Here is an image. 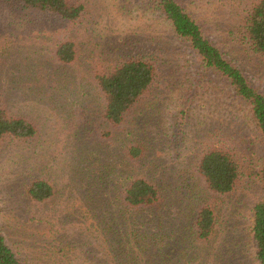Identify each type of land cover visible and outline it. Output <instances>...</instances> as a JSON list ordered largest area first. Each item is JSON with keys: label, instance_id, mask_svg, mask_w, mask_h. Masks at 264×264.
Wrapping results in <instances>:
<instances>
[{"label": "rangeland", "instance_id": "374dc122", "mask_svg": "<svg viewBox=\"0 0 264 264\" xmlns=\"http://www.w3.org/2000/svg\"><path fill=\"white\" fill-rule=\"evenodd\" d=\"M70 1L87 4V12L67 29L54 18L0 1V85L12 93L8 95L16 111L30 106L26 80H80L88 88L104 66L130 57L154 62L157 77L120 128L93 125L91 132L84 127L79 132L82 124L76 126L74 116L79 123L91 120L97 102L86 101V111L81 106L75 111L73 102L65 101L64 114L57 107L36 109V139H9L0 145V229L9 244L25 264H116V239L106 218L118 212L109 197L117 194L122 176L136 169L127 154L138 138L149 143L147 162L154 171L150 177L173 197L164 211L170 223L186 225L187 215L199 203L209 202L225 230L212 246L233 235L237 254L232 256L237 255L238 264H259L249 233L252 209L262 196L260 181L243 178L231 194L214 195L197 169L201 153L214 146H242L257 165L263 163L264 144L248 108L224 87L201 80L188 48L172 37L160 15L142 8L138 0ZM208 1L185 3L203 17L229 60L264 93V58L244 40L234 10L219 11L211 2L206 6ZM11 35L15 36L10 39ZM71 36L79 40L80 56L72 65L54 70L49 62L54 45ZM128 48L139 56L128 54ZM218 118L221 124H215ZM95 130H104L103 135ZM210 130L225 138V144L213 139ZM35 180L51 181L56 196L45 203L32 202L26 193ZM101 186L106 196L97 194Z\"/></svg>", "mask_w": 264, "mask_h": 264}, {"label": "trees", "instance_id": "16d2710c", "mask_svg": "<svg viewBox=\"0 0 264 264\" xmlns=\"http://www.w3.org/2000/svg\"><path fill=\"white\" fill-rule=\"evenodd\" d=\"M0 1L19 7L22 11L54 18L60 21L64 29L69 24L82 21L87 12V4L70 0ZM249 1L228 3L210 0L219 11L224 7L234 10L236 25L242 31L244 40L256 54L264 58V0ZM210 2L205 5L208 6ZM138 3L147 11L160 15L172 37L188 48L198 66L201 80L224 87L231 97L248 108L252 123L264 144V93L253 86L244 71L229 60L208 32L203 17L201 20L198 14L195 15L185 0H138ZM14 36L11 35L10 39ZM78 42L77 38L71 36L54 45L53 58L49 60L54 70L66 68L78 60ZM127 51L134 57L139 56L129 48ZM3 61L0 60V70ZM104 67V70L94 74V80L88 83V88L80 84V80H26L23 85L29 90L25 91L29 93L27 100L30 106L22 111L14 109V101L8 95L11 92L0 85V145L9 139H36L40 134V122L34 115L38 111L36 109L42 107V111L46 112L45 108L57 107L62 108L64 114L68 109L65 101H72L75 111H86V101L97 102L92 109L94 113L91 120L79 123L78 117L74 116L76 126L82 124L79 132L83 131V127L86 132H91L89 128L93 125H98V129H106L108 125L122 127L152 88L157 77L156 64L145 58L130 57ZM32 86L35 87L33 93ZM78 106L81 107L77 109ZM220 120L218 118L215 124H221ZM103 131L99 132L103 135ZM209 133L219 144H225V138L211 130ZM137 140L131 143L127 154L128 160L137 170H129L126 177L122 176L123 180L117 184V194L109 193L111 203L118 212L106 218L116 239L113 251L116 264H238L237 255L232 256L237 254L233 235H228L224 241L220 239L219 246H212L218 234L225 230H222L211 203L205 202L201 206L199 203L187 215L190 220L186 225H182V221H178L177 225L170 223L172 221L164 211H167L173 197L166 195L164 188L150 177L154 171L149 169L152 164L147 162L149 143ZM234 148H206L201 153L197 169L208 192L214 195L231 194L243 178L260 181L262 196L252 209L249 235L256 250V259L259 264H264V160L257 165L244 154L242 146ZM102 188L97 194L106 196L108 193L101 191ZM56 192V186L51 181L35 180L27 186L26 194L32 202L45 203L53 199ZM19 255L0 229V264H25Z\"/></svg>", "mask_w": 264, "mask_h": 264}]
</instances>
